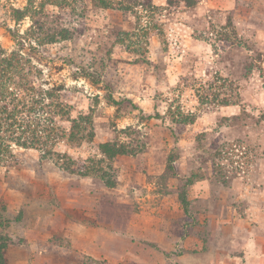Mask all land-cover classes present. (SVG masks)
I'll return each mask as SVG.
<instances>
[{
    "label": "rangeland",
    "instance_id": "374dc122",
    "mask_svg": "<svg viewBox=\"0 0 264 264\" xmlns=\"http://www.w3.org/2000/svg\"><path fill=\"white\" fill-rule=\"evenodd\" d=\"M0 47L69 107L0 164L8 264H264V0H0Z\"/></svg>",
    "mask_w": 264,
    "mask_h": 264
},
{
    "label": "trees",
    "instance_id": "16d2710c",
    "mask_svg": "<svg viewBox=\"0 0 264 264\" xmlns=\"http://www.w3.org/2000/svg\"><path fill=\"white\" fill-rule=\"evenodd\" d=\"M72 34V28L63 27L45 40L54 42L68 39ZM31 35H35L33 28L27 39H31ZM23 38L18 35L20 50L24 47ZM37 72L31 59L19 50L7 54L0 47V164L7 165L15 157L12 143L24 148L39 147L47 155L53 151L50 146L64 136L56 119L68 115L69 107L55 95L56 90L60 89H43L36 85ZM84 74L90 76L89 73ZM110 97L114 100L113 95L110 94ZM107 146L104 145L106 151ZM82 174L87 173L83 171ZM3 227L7 225L0 215V229ZM11 241L10 236L0 230V264H8L7 253Z\"/></svg>",
    "mask_w": 264,
    "mask_h": 264
}]
</instances>
